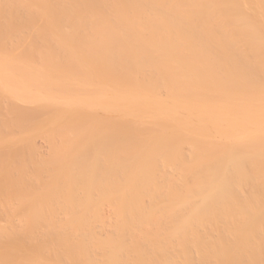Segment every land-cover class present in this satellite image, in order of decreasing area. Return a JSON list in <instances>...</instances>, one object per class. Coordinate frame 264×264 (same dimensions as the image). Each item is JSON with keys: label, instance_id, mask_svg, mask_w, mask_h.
Masks as SVG:
<instances>
[{"label": "bare ground", "instance_id": "bare-ground-1", "mask_svg": "<svg viewBox=\"0 0 264 264\" xmlns=\"http://www.w3.org/2000/svg\"><path fill=\"white\" fill-rule=\"evenodd\" d=\"M0 264H264V0H0Z\"/></svg>", "mask_w": 264, "mask_h": 264}]
</instances>
